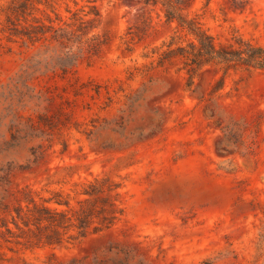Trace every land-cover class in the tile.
I'll return each mask as SVG.
<instances>
[{"label": "rangeland", "instance_id": "1", "mask_svg": "<svg viewBox=\"0 0 264 264\" xmlns=\"http://www.w3.org/2000/svg\"><path fill=\"white\" fill-rule=\"evenodd\" d=\"M225 1L196 0L191 12L219 45L264 47V0L223 13ZM90 5L62 0L57 9ZM94 6L93 33L107 39L96 57L63 72L38 47L0 55V203L13 204L9 187H28L75 205L83 184L109 178L124 216L59 247L0 237V264H264V71L231 73L203 100L213 69L188 90L179 61L143 58L173 32L157 7ZM234 123L244 127L240 146L224 139Z\"/></svg>", "mask_w": 264, "mask_h": 264}, {"label": "trees", "instance_id": "2", "mask_svg": "<svg viewBox=\"0 0 264 264\" xmlns=\"http://www.w3.org/2000/svg\"><path fill=\"white\" fill-rule=\"evenodd\" d=\"M60 1L0 0V55L12 53L14 46L38 47L50 53L60 70L67 72L81 59L96 57L107 44L106 38L100 39L93 33L99 21L94 3L130 0H80L92 4L88 11L84 7L74 11L67 7L66 16L57 9ZM68 1L77 5V0ZM136 1L157 7L165 22L174 26L168 39L143 57L151 60L150 65L162 67L179 61L187 76L188 90L204 69L211 68L219 74L203 100H214L231 73L264 71V47L242 38L234 39L233 44H217L204 29L200 17L191 12L196 0ZM204 3L207 7L210 0ZM224 4L223 13L242 12L247 0H226ZM139 34L135 27V43L141 41ZM243 129L235 123L225 127L224 139L240 146ZM119 190V185L109 178L94 179L81 186L80 199L71 205L69 197L59 192L42 199L28 187L16 190L9 187L13 204L0 203V237L28 249L59 247L109 230L124 216Z\"/></svg>", "mask_w": 264, "mask_h": 264}]
</instances>
